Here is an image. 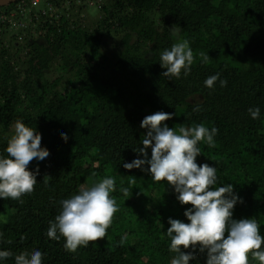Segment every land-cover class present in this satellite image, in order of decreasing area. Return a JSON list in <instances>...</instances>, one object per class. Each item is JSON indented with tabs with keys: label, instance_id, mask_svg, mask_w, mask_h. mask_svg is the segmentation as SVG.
<instances>
[{
	"label": "trees",
	"instance_id": "16d2710c",
	"mask_svg": "<svg viewBox=\"0 0 264 264\" xmlns=\"http://www.w3.org/2000/svg\"><path fill=\"white\" fill-rule=\"evenodd\" d=\"M75 2L19 0L0 7V155H7L20 119L41 134L50 156L30 162V171L39 168L31 193L0 199V249L14 255L39 249L43 264H169L174 254L162 233L169 217L187 223L191 205H181L167 181L123 168L139 156L133 149L146 132L141 120L157 111L172 113L162 123L176 130L195 123L218 129L214 147L199 143L196 162L216 167L220 184L234 185L243 202L234 205L232 218L254 216L264 235V0H107L100 28L74 19L69 5ZM27 15L31 27H15ZM111 27L125 33L113 58L101 51ZM9 31L17 33L5 42ZM177 38L189 40L194 61L187 76L165 77L160 53ZM200 52L208 53L207 62ZM217 72L226 86L217 81L207 88L205 78ZM255 107L260 116L253 119L248 109ZM107 176L115 178L118 210L105 237L75 252L64 249L63 238H48L59 201ZM138 180L147 183L141 188ZM121 186L130 191L121 193ZM205 261L206 251H197L189 264ZM249 264H258L250 253Z\"/></svg>",
	"mask_w": 264,
	"mask_h": 264
},
{
	"label": "clouds",
	"instance_id": "9594fccd",
	"mask_svg": "<svg viewBox=\"0 0 264 264\" xmlns=\"http://www.w3.org/2000/svg\"><path fill=\"white\" fill-rule=\"evenodd\" d=\"M170 32L177 37L179 28L173 25ZM198 55L202 63L209 59L208 53ZM193 61L189 40L176 39L170 48L160 53V66L165 69L161 75L178 78L183 71L187 76ZM217 81L220 87L227 84L218 72L206 77L203 83L211 89ZM248 112L253 119L260 116L259 107L249 108ZM172 115L164 111L146 115L140 122V127L146 129L140 142L142 146L133 149L139 156L123 163L125 169L138 168L150 173L152 181H167L176 193V200L181 205H191L184 211L187 223L169 217L167 223L170 226L162 233L169 239L168 249L174 254L169 264H189L196 259L197 251H206L205 264H249V253L258 264H264V235L257 219L254 216L233 219L234 205L243 202L234 192V185L220 184L216 167L196 162L202 153L199 143L214 147L218 129L195 123L187 127L181 125L176 130L162 123ZM60 135L67 140L66 133ZM41 139L36 129L26 126L20 119L15 121L14 132L4 148L7 155H0V199L20 200L34 190L39 168L30 171V162L44 163L50 159L47 149L41 147ZM148 148L151 149L150 158ZM115 190V178L107 176L61 199L58 214L48 222L46 236L52 240L63 238V247L69 252L104 238L118 210L111 195ZM119 190L123 194L130 191L123 186ZM126 238L127 234L121 236L119 244L123 245ZM187 249L191 250L185 251ZM43 255L39 249L15 255L7 249H0V264L10 257L14 258V264H43Z\"/></svg>",
	"mask_w": 264,
	"mask_h": 264
},
{
	"label": "rangeland",
	"instance_id": "374dc122",
	"mask_svg": "<svg viewBox=\"0 0 264 264\" xmlns=\"http://www.w3.org/2000/svg\"><path fill=\"white\" fill-rule=\"evenodd\" d=\"M68 1V0H67ZM76 2L73 3V5L70 4L69 7L71 8L70 13L74 15V19L80 22L82 27H95L100 28V21L104 20L105 14L101 9V6L103 4L107 3V0H75ZM67 2H65L66 4ZM22 16V15H20ZM17 22V21H14ZM32 19L29 15L25 16L23 20L18 21L17 25L15 27H21L23 29H26L28 27H31ZM27 25V26H26ZM35 27V26H34ZM34 32H36L34 30ZM17 31H9L8 36L5 37V42H7L9 36L16 34ZM103 41H102V47L101 51L103 54L113 58L114 54L119 51V44L122 38L124 37L125 33L122 31H115L114 27H111V29L105 30L103 33ZM37 32L36 35L37 36ZM179 38V37H178ZM177 38V39H178ZM22 42V39H19ZM12 52H14V48L12 49ZM16 55V54H15ZM14 55V56H15ZM20 54L17 55L15 59L19 57ZM137 183L140 185L141 188L144 187V184L147 183L146 180H138ZM142 191V190H141ZM143 192V191H142ZM144 193H141V197Z\"/></svg>",
	"mask_w": 264,
	"mask_h": 264
},
{
	"label": "water",
	"instance_id": "95a60500",
	"mask_svg": "<svg viewBox=\"0 0 264 264\" xmlns=\"http://www.w3.org/2000/svg\"><path fill=\"white\" fill-rule=\"evenodd\" d=\"M19 0H0V7L7 6Z\"/></svg>",
	"mask_w": 264,
	"mask_h": 264
},
{
	"label": "built area",
	"instance_id": "2783aa9c",
	"mask_svg": "<svg viewBox=\"0 0 264 264\" xmlns=\"http://www.w3.org/2000/svg\"><path fill=\"white\" fill-rule=\"evenodd\" d=\"M39 2V0H32V3L35 5Z\"/></svg>",
	"mask_w": 264,
	"mask_h": 264
}]
</instances>
